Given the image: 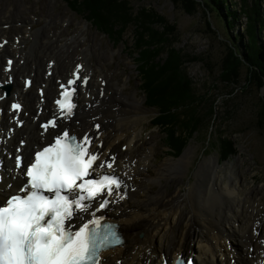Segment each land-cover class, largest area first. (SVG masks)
<instances>
[{"label":"rangeland","instance_id":"obj_1","mask_svg":"<svg viewBox=\"0 0 264 264\" xmlns=\"http://www.w3.org/2000/svg\"><path fill=\"white\" fill-rule=\"evenodd\" d=\"M74 7L93 15L96 24L119 39L99 30L82 13L73 11ZM255 13L260 18L253 27L255 50L264 64V0H0V40L21 36L27 52L32 43L29 34L42 29L45 47L39 55H45L43 65L51 58L47 54L55 49L61 61L83 51L93 80L101 75L115 89L123 88L126 96L136 92L143 103L128 114L133 123L126 124L128 135L115 149L124 153L120 146L127 145L132 137V156L152 148L154 158L146 169L149 174H154V168L166 159H178L191 149L188 170L180 181L162 180L163 186L138 181L140 188L145 184L151 193L163 187L169 195H182L194 182L200 164L214 157L222 183L245 198L243 207L258 215L255 223L261 225L264 236V76L254 68L256 61L250 59L252 67L245 57L246 41L250 39L246 25L253 22ZM30 61L28 65L34 68ZM174 63L179 70L170 72L169 66ZM161 65L164 74L160 73ZM151 105L178 110L180 130L172 134L169 117H155ZM190 109L199 124L184 131ZM151 121L161 123V128H152ZM163 140L174 151L169 153ZM189 214L184 206L182 223L172 220L161 232L169 231L173 240L175 231L182 233Z\"/></svg>","mask_w":264,"mask_h":264},{"label":"bare ground","instance_id":"obj_2","mask_svg":"<svg viewBox=\"0 0 264 264\" xmlns=\"http://www.w3.org/2000/svg\"><path fill=\"white\" fill-rule=\"evenodd\" d=\"M220 2H222V0H220ZM42 34V29L31 33L30 37H32V43L29 50L27 52L23 49L20 50L21 55L24 56V63L17 67V70H14H28L29 72H34L35 80L37 79L36 87H39L38 85L40 83L38 81L42 80L46 86L45 96L48 101L55 90L53 89L54 80L52 76L44 79L43 73L41 72L43 57L45 56L44 54L43 57L39 55L42 48L45 47V44L41 42ZM15 42L18 43L17 40H15ZM24 43L25 40L20 44ZM20 44L18 43L19 47ZM4 48L8 49L5 51L4 49L2 50L6 55H9V53L15 54L14 48L7 46ZM48 48V50L52 49L51 47ZM2 51H0V54ZM245 53L246 55L249 54L250 57L251 53H249V50L248 54L247 52ZM58 54L59 50L55 49V51L47 55L55 59V67H53V70L55 69L58 74L61 73V75H65L68 68L72 65L73 57H69L71 59L68 58L66 61H61L60 58L57 57ZM77 57L82 62L84 61L86 73L88 71L93 72L87 61V56L83 51L77 55ZM145 58L146 57H144L143 60H145ZM29 60L35 64L34 69L28 65ZM15 66H17V61L15 62ZM44 69L43 72L45 73L46 70L44 71ZM2 75V68H0V78ZM58 77L61 78V76ZM107 86L108 90L114 91L113 95L107 99H99L101 101H99V105L96 107L87 109L82 105V108H79L75 113V117L82 123L83 129L89 125L88 121L92 117L101 115V124L104 133L101 135L100 140L105 144L102 149L105 153L107 150L114 148L115 144L120 142L124 136H127L128 129L126 124L133 123L129 121L130 117L127 113L139 110L140 106L143 104L137 97L136 92L131 96H126L123 88L119 87L115 89L110 82L107 83ZM32 87L33 85L31 88ZM99 87V84L91 83L88 86L91 90L89 95H95L96 92L94 93L92 90L98 92ZM89 95L87 94L86 98H88ZM20 96L24 100L25 109L27 111L30 110V107L36 104L38 100L36 94L34 96L29 94V92H21ZM84 96L82 95V98L87 103L89 102L92 104L95 100V98L92 101L90 99H85ZM96 99L98 98L96 97ZM45 108H48V106ZM112 108H116V110L113 111ZM24 120L25 127L23 125L20 130L15 133V136H25L26 140L28 139V146L24 150V154L28 156L30 154L29 147L31 144H35L38 139L37 134H35L37 132V127H35L36 123L31 122V120L27 118H24ZM4 122L5 120H2L1 125ZM1 125L0 137L2 136L1 129H3ZM134 138L135 137H132V139L129 140L127 148L132 146ZM6 141V150H9L10 146L13 145V139L11 138ZM190 154L191 149H188L178 159H166L159 167L154 168V174H149L146 169L149 167L151 158L153 157V149L151 148L145 152H141L138 158H136V162H127L124 166V171H121L120 168L118 169L126 179L127 185L133 184L135 181L146 182L151 185H161L162 180H164L165 183L181 180L186 173L185 171L188 170ZM220 171L221 169L217 165L216 158L212 157L204 161L195 172L194 182L189 184V189L182 195H179L177 192L169 195L163 187L154 193H151L145 184L142 185L141 188L137 187L136 192L131 193L127 201L116 206L114 208V213L111 215L120 225V231L123 233V237H125L126 241L122 247L104 254L105 263L116 264V259H121V264H160L161 260L165 259L166 256L174 259L178 254H183L193 257L197 264H224L221 258L226 256L227 252L229 253L234 250L240 264H251L252 259H248L242 254V248L248 244L254 245L255 238L250 231H243L244 224L248 219L246 215L248 211L246 212L247 209L243 207L242 204L245 198L233 187L222 183ZM231 173L232 177H234L233 172ZM184 206L188 207L190 216L186 220V224L184 223L182 233L175 231L174 233H177V236H175L173 240H170V232L166 230V232L162 233L161 231L162 229L165 230L172 220L173 223L176 221L178 224L182 223L181 213ZM131 210L133 212L131 216H129ZM187 228H189L188 231H186ZM258 228L261 230V225L258 226ZM139 234L141 235L139 236ZM258 249L261 251L258 258L263 261L264 246L258 245Z\"/></svg>","mask_w":264,"mask_h":264},{"label":"snow or ice","instance_id":"obj_3","mask_svg":"<svg viewBox=\"0 0 264 264\" xmlns=\"http://www.w3.org/2000/svg\"><path fill=\"white\" fill-rule=\"evenodd\" d=\"M11 65L9 60L8 68ZM80 67L74 73L75 79L68 80L69 86L77 81H81V86L88 84L89 78L79 75ZM6 83H11L10 76ZM75 92V88H65L62 98L55 101L61 112L69 116L76 107L72 103ZM11 109L18 111L21 105L13 103ZM50 126L57 127L56 121L41 127L48 130ZM23 145L21 141L17 153ZM92 145L87 134L78 137L65 129L55 135L53 143L29 157L15 156L14 171L25 177V183L19 190L23 195L9 196L0 203V264H101L102 252L122 243L116 227L102 224L103 218L90 210L97 199L99 211L109 203L107 197L122 198L121 189L127 186L114 172L87 179L100 159L98 152L90 151ZM115 159L102 161L97 167L112 169ZM86 214L92 218L85 220ZM74 220L83 222L77 227ZM176 264L192 262L179 258Z\"/></svg>","mask_w":264,"mask_h":264},{"label":"trees","instance_id":"obj_4","mask_svg":"<svg viewBox=\"0 0 264 264\" xmlns=\"http://www.w3.org/2000/svg\"><path fill=\"white\" fill-rule=\"evenodd\" d=\"M72 10L74 11V10H76L77 12H79V13H82V16L83 17H85V19L86 20H88V21H90V22H92V24H95V25H97L95 22H94V20L96 21V19H95V17H93V15H91L90 13H88V12H82V10L80 9V8H78V7H74V8H72ZM86 11V10H85ZM258 15H257V13H255L254 14V20H253V22H250L249 23V25L247 24L246 25V31L249 33L248 34V36H249V38L250 39H248L247 41H246V43H248V44H246V46H247V49L249 50V53H251L250 54V57H249V54H248V50H246V52H247V54L248 55H245V57H246V59H247V57H248V59L246 60L247 62L248 61H250V59H252V57H253V61L255 60L256 61V63H255V65H253V64H250L249 62H248V64L250 65V66H254V68H256L257 70H259V72L260 73H262V75L264 76V64H261V59H260V57H259V55H257L255 52L257 51V50H255V41H256V35H255V30L253 29V27H255V22H256V24H257V22H259L260 23V18H258L257 17ZM98 27H99V30H104V31H106L105 33H107V34H109L113 39H115V40H118L119 38L118 37H116L115 35H113V32H108V30L106 29V28H104L103 26H101V25H97ZM96 26V27H97ZM103 32V31H102ZM258 43V42H257ZM170 43H168L167 44V46L169 45ZM259 44V43H258ZM161 45H164V42L163 43H161ZM254 46V48H253V46ZM234 47V46H233ZM164 52V51H163ZM167 53H168V51H166ZM228 52L232 55V51L228 48ZM258 52H259V50H258ZM252 55V56H251ZM170 56V54L168 55V57ZM233 56V55H232ZM259 59H260V62H259ZM258 60V61H257ZM254 61V62H255ZM263 61H264V59H263ZM145 62V61H144ZM252 62V61H251ZM264 63V62H263ZM252 66V67H253ZM170 67V69L172 70H170V72H173V71H175V70H179V65H178V63H174V64H172V65H170L169 66ZM144 71H145V69H143ZM160 70V73H161V71H162V73L164 74L165 73V69L163 70V67H162V65H161V68L159 69ZM161 73V74H162ZM143 74H144V72H143ZM174 76H175V74H174ZM175 82H176V80H174ZM179 81V80H178ZM175 82H173V83H175ZM176 84V83H175ZM259 85V84H258ZM149 94H150V91H149ZM182 108V107H181ZM156 111H157V116H165V117H169V119H170V127H171V132H172V134H174V133H176L178 130H180L179 129V126H178V120H179V117H177V113L179 112L178 110H176V109H170V108H166L165 106H162V107H159L158 105H156ZM175 111H178V112H175ZM193 112H194V110H189V114H186L187 116L186 117H188V119L186 120V126H182L183 127V130L184 129H186V128H189V129H192L191 128V126H193V125H195V127H196V125L197 124H199L198 123V118H195V117H193L192 115H193ZM168 114V115H167ZM174 122V123H173ZM159 125L161 126V123H159ZM173 125V126H172ZM182 127H181V129H182ZM175 130H174V129ZM187 130V129H186ZM186 130H184V131H186ZM194 130H196L195 128H194ZM181 133L183 132V131H180Z\"/></svg>","mask_w":264,"mask_h":264}]
</instances>
